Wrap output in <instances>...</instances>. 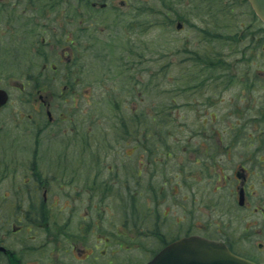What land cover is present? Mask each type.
Masks as SVG:
<instances>
[{
    "label": "rangeland",
    "instance_id": "374dc122",
    "mask_svg": "<svg viewBox=\"0 0 264 264\" xmlns=\"http://www.w3.org/2000/svg\"><path fill=\"white\" fill-rule=\"evenodd\" d=\"M27 3L0 0V87L11 93L10 103L0 110V171L31 172V162L7 155L19 151L21 144L18 156L34 157L37 141L48 145L49 134L61 124L45 128L46 107L35 101L41 113L30 101L26 105L21 85L30 90L36 75L38 85L58 92L71 78L81 82L77 97L56 98L53 115L58 118L70 110V121L63 124H72L77 132L84 128L85 137L77 139L86 140L87 151L102 152L101 170L109 176L105 178L117 177L113 174L121 165L128 172H142L139 179H130L135 194L124 193L129 203L112 202L119 215L124 208L136 211L153 228L166 211L171 227L227 234L238 249L249 246L252 240H242L244 222L262 216L243 218L252 209L244 211L238 204L240 182L235 173L246 158L254 206L258 195L264 197V175L257 174L264 171L260 166L264 164V25L247 1H173L164 10L171 16L164 18L161 0H128L124 7L121 0H113L104 10L109 17L86 13L83 31L78 26L79 0L58 3L44 14L51 18L39 19L36 25L22 13ZM58 10L63 13L56 18ZM95 15L105 18L96 23ZM63 28L65 34L81 39L87 50L80 49L82 58L75 63L59 64V71L49 72L44 63L61 61L62 46H57L58 34L53 31ZM27 111L38 120L39 139L34 138L36 127L28 121ZM132 115H139L142 124L129 132L132 142L127 146L126 140L113 137L111 129L117 119ZM61 130V137L71 135ZM125 148L133 151L125 163L111 162L109 158L123 156ZM43 164L47 169L46 161ZM135 244L141 247L134 250L136 262L143 264L149 258L141 238Z\"/></svg>",
    "mask_w": 264,
    "mask_h": 264
},
{
    "label": "flooded vegetation",
    "instance_id": "af4514ba",
    "mask_svg": "<svg viewBox=\"0 0 264 264\" xmlns=\"http://www.w3.org/2000/svg\"><path fill=\"white\" fill-rule=\"evenodd\" d=\"M26 1L28 3L22 13L31 25H36L35 23H38L39 19L51 18L44 14L54 10L58 3L68 2V0ZM112 1L79 0L80 15H78V19L81 18V21L78 22L81 28L79 30H86L84 25L86 13L95 12L109 17L107 15L109 13L104 10L111 7ZM127 1L121 0V6L124 7ZM173 1L177 2L178 0H161L163 11L167 4ZM246 1L249 4L248 0ZM4 2L2 1V3ZM249 6L251 7L250 4ZM163 11L161 14L164 18L166 15L171 16V13ZM34 12H37L38 15L36 16ZM39 13L42 16L39 17ZM62 13L61 10H58L56 18L61 17ZM90 14L93 18V14ZM253 14L257 18L254 11ZM99 15H95L96 23H100V20L105 18ZM257 20L262 24L259 18ZM99 28L100 26H98ZM177 28L180 31L184 29L182 20L178 22ZM65 31L64 28L61 31H53L58 34L56 36L57 46H62L58 53L61 61L55 60L44 63V70L49 69V72L55 73L60 70L59 64L67 66L75 63V60L77 61L76 49H81L84 46L81 45V39L79 41L76 35L65 34ZM43 43L46 44V40H43ZM67 74L69 75L71 72ZM42 75L41 73L39 79ZM35 77V83L31 85L30 90L27 89L26 84L21 85V94H26V98H21V100L26 105L27 101H30L34 105V109L39 112L42 110L35 108L37 107L36 103L37 105L42 103L46 107L49 124L45 128L58 126L57 123L59 122L61 124L49 134L51 140H47L48 145H40L38 144L39 140L37 141V147L32 151L34 157L33 155L19 157L18 153L24 148L21 144L19 151L7 155L16 161L20 158V160L31 162L33 165L31 172L10 173L0 171V264H141V262H136L134 255L135 248H141L135 244V240H140V238L146 249L145 257L149 258L143 263L146 264L168 244L184 236L192 235H202L224 242L233 252L259 264H264V197L258 195L257 201L252 206L253 188L249 185L251 174L245 166V162L248 161L246 158L240 166L238 165L239 168L235 173V177L240 182L238 204L244 211L252 209L245 213L243 218L257 213L262 216L261 219H257V217L254 220L247 219L244 222L242 240H252L248 242L249 246L245 245L238 249L223 231L221 233L227 236L200 234L196 229L193 227L189 229L188 226L171 227L166 220V211L158 215V219L152 228L149 222L147 224L146 216L145 219H142L141 215H136V211H130L128 208H124L119 215L113 206L114 203L122 201L129 203V198H126L124 193L127 196L135 194V189L134 192L132 189V180L139 179L142 172L140 170L128 172V168L121 165L116 167L118 170L113 174L117 177L105 178L109 176H107L108 173L101 170L100 163L103 162L99 158L103 159L102 152L98 148L87 151L86 140L77 139V136L85 137L84 128L77 132L76 127L72 124L71 126L63 124L66 120L70 121L68 115L70 110H64L65 114H60L58 118L52 113L56 98L68 99L71 94L76 99V87L80 86L81 82L71 81V78L67 79L63 88L56 92L43 83L38 85V77L36 75ZM30 83L29 81L27 84ZM86 95L85 92V97ZM10 101L11 93L8 104ZM23 112L19 111L18 113ZM27 119L35 125L36 134L34 138L36 139L38 135L39 139L38 132L40 129L37 118L28 112ZM61 127L65 128L66 131L69 130L71 135L65 137L62 135L61 137ZM53 135L56 139H53ZM131 142L132 140L125 141L127 146ZM126 148L123 151V156L118 155L109 158L111 162L125 163V159L133 154V151L128 153ZM144 159L147 158L144 157ZM45 161L47 169L43 167ZM260 166L264 169V164ZM261 173L264 175V171L257 174L260 175ZM146 174L150 177L155 175V173L150 172ZM119 178L126 181L119 183L114 181ZM129 191L131 193H128ZM150 215L148 212L149 217ZM196 225H198L197 222ZM145 226L148 227L145 229ZM238 245H241L240 242Z\"/></svg>",
    "mask_w": 264,
    "mask_h": 264
},
{
    "label": "water",
    "instance_id": "95a60500",
    "mask_svg": "<svg viewBox=\"0 0 264 264\" xmlns=\"http://www.w3.org/2000/svg\"><path fill=\"white\" fill-rule=\"evenodd\" d=\"M264 21V0H249ZM8 101V93L0 88V107ZM148 264H256L232 253L229 248L200 236L185 237L163 249Z\"/></svg>",
    "mask_w": 264,
    "mask_h": 264
},
{
    "label": "trees",
    "instance_id": "16d2710c",
    "mask_svg": "<svg viewBox=\"0 0 264 264\" xmlns=\"http://www.w3.org/2000/svg\"><path fill=\"white\" fill-rule=\"evenodd\" d=\"M80 26V25H78ZM82 48V47H81ZM84 50H86L85 47H83ZM80 48L78 50V60L79 58L81 59L82 57H80ZM133 55V58H135L133 52L131 53ZM139 57V56H137ZM140 58V57H139ZM77 60V61H78ZM212 63H210L211 65ZM127 68H130V65L126 66ZM210 67V66H209ZM74 83V82H73ZM137 117H140L139 115H132L131 118H127L126 120H118L114 123L115 126H113L112 133L114 134L113 137H117L118 139H122V140H129L127 139L128 134H130L129 132L135 127L137 126V124H142V122H140L139 120H137ZM117 139V140H118Z\"/></svg>",
    "mask_w": 264,
    "mask_h": 264
}]
</instances>
